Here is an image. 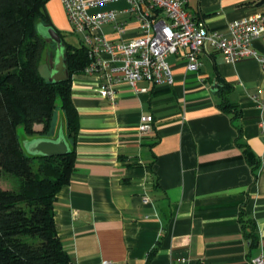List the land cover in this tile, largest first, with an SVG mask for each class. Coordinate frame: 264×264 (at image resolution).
Returning <instances> with one entry per match:
<instances>
[{
  "label": "crops",
  "instance_id": "0c3cea01",
  "mask_svg": "<svg viewBox=\"0 0 264 264\" xmlns=\"http://www.w3.org/2000/svg\"><path fill=\"white\" fill-rule=\"evenodd\" d=\"M127 9L119 0L93 10L116 11L125 22L122 35L111 25L96 33L111 42L138 38ZM187 10L209 30L226 33L233 21L264 12V0H187ZM46 11L78 47L62 1L50 0ZM46 48L52 79L60 56L67 70L65 51L50 41ZM255 48L264 51L261 42ZM168 61L173 86L140 82L148 92L136 93L121 85L116 104L99 95L96 76L72 77L76 162L55 201L72 264H251L264 254V114L257 103L264 102V70L252 59L227 63L211 49L197 70L182 54ZM222 82L231 87L226 97L237 105L238 120L220 108ZM214 84L221 86L212 91ZM143 115L153 117V132L141 136Z\"/></svg>",
  "mask_w": 264,
  "mask_h": 264
},
{
  "label": "trees",
  "instance_id": "16d2710c",
  "mask_svg": "<svg viewBox=\"0 0 264 264\" xmlns=\"http://www.w3.org/2000/svg\"><path fill=\"white\" fill-rule=\"evenodd\" d=\"M49 1L0 0V182L3 176L14 181L11 189L0 183V264H72L59 237L55 201L70 183L76 162L79 117L72 77L82 74L89 60L85 46L67 43L57 31L65 45L68 80L54 84L41 75L47 41L37 26L41 22L53 27L46 11ZM222 86L220 108L238 120L237 105L226 97L231 87L223 82ZM58 99L71 153L28 156L18 129L23 127L29 137L50 136Z\"/></svg>",
  "mask_w": 264,
  "mask_h": 264
},
{
  "label": "built area",
  "instance_id": "2783aa9c",
  "mask_svg": "<svg viewBox=\"0 0 264 264\" xmlns=\"http://www.w3.org/2000/svg\"><path fill=\"white\" fill-rule=\"evenodd\" d=\"M61 1L73 33L87 48L89 64L83 74L99 79V95L112 104H116L121 85L136 93L148 92V88L139 87L140 82L152 87L173 86L175 76L168 61L172 55L182 54L188 69L197 70L201 54L211 49L221 53L227 63L252 59L264 70V51L255 48L256 42L264 45V12L235 20L226 33H219L209 30L203 20L187 10V0H125L126 14L137 21L141 34L130 41L111 42L96 30L111 25L122 35L125 22L118 20L116 11L93 10L119 0ZM257 103L264 114V102ZM261 125L264 129V121ZM138 131L141 136L153 132L151 115L141 117ZM251 264H264V254L253 258Z\"/></svg>",
  "mask_w": 264,
  "mask_h": 264
},
{
  "label": "water",
  "instance_id": "95a60500",
  "mask_svg": "<svg viewBox=\"0 0 264 264\" xmlns=\"http://www.w3.org/2000/svg\"><path fill=\"white\" fill-rule=\"evenodd\" d=\"M37 29L41 37L52 42L60 53L65 50L63 39L54 27L39 24ZM67 80L68 74L64 64V58L63 56H60L56 67V73L50 82L55 84L65 82ZM220 86L221 85L219 84H214L212 91L218 90ZM23 148L31 157H57L70 154L72 149L66 138L64 120L61 119L56 136H37L32 139L25 140L23 143Z\"/></svg>",
  "mask_w": 264,
  "mask_h": 264
},
{
  "label": "rangeland",
  "instance_id": "374dc122",
  "mask_svg": "<svg viewBox=\"0 0 264 264\" xmlns=\"http://www.w3.org/2000/svg\"><path fill=\"white\" fill-rule=\"evenodd\" d=\"M70 41L72 43H74L75 45H77V46H79L81 44V42H82L81 37H79L78 35H75V34H74V37L70 39ZM48 51H49V48H46V50H45V52L43 54V58H42L41 63H40V73H41V75L44 78H46V80L50 81L51 80V76H50V73H49V68L47 66V61H48L47 60L48 59L47 58V53H48ZM62 115H63V113L61 111V103H60V100L58 99L57 103H56V111H55V114H54V124L55 125L56 124L58 125L60 123V121L62 119ZM55 133H56V130H55L54 134L53 133L52 134L55 135ZM18 135H19L20 141H21V143L23 145L24 140L21 139V137L24 136V135L26 136V133H25V130H24L23 127H20L18 129ZM24 151L28 155V153H27V151L25 149H24ZM0 183L6 189H11V188L14 187V181L11 178H8L7 176H3Z\"/></svg>",
  "mask_w": 264,
  "mask_h": 264
}]
</instances>
